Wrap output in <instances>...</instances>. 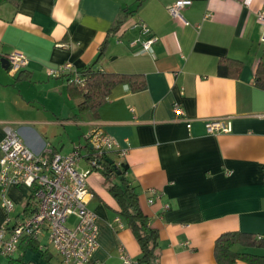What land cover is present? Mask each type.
Instances as JSON below:
<instances>
[{
	"label": "crops",
	"instance_id": "0c3cea01",
	"mask_svg": "<svg viewBox=\"0 0 264 264\" xmlns=\"http://www.w3.org/2000/svg\"><path fill=\"white\" fill-rule=\"evenodd\" d=\"M175 1L0 0V142L9 129L35 153L79 150L83 171L86 135L99 126L118 145L106 159L127 166L140 210L158 232L159 264H217L214 245L225 233L251 235L234 249L264 257V91L255 86L264 63V0H189L181 11L189 26L170 17ZM139 24L156 39L149 53L132 45L146 38ZM12 52L28 60L14 75L6 60ZM65 63L136 75L143 88L118 83L82 110V96L46 73ZM212 119L229 120L231 131L208 134L204 122ZM86 181V207L98 226L93 261L125 264V254L138 264L139 246L108 182L101 172ZM6 196L15 208L6 215L0 207V227L29 212L27 188L11 187ZM75 224L73 217L66 223ZM60 261L46 235L0 255V264Z\"/></svg>",
	"mask_w": 264,
	"mask_h": 264
},
{
	"label": "built area",
	"instance_id": "2783aa9c",
	"mask_svg": "<svg viewBox=\"0 0 264 264\" xmlns=\"http://www.w3.org/2000/svg\"><path fill=\"white\" fill-rule=\"evenodd\" d=\"M191 4L189 0H177L168 9L170 17L179 20L184 26L181 11ZM258 19L263 24L264 16ZM140 33L146 38L134 40L132 45L139 43L141 52L149 53L156 39L149 35L145 25L139 24ZM9 73L14 75L25 69L27 58L20 52H12L7 58ZM71 64L65 63L56 69L47 70L50 77L67 74L68 82L83 85V78ZM190 125H187L189 128ZM205 130L210 135L229 133L231 123L227 119H212L204 122ZM89 147L87 156L88 168L79 171L82 156L79 150L67 155H59L44 150L41 153L31 151L21 140L17 132L7 130L0 142V207L6 215L14 211V203L6 192L11 187H24L30 192L28 200L29 212L14 226L9 219L0 227V255L11 257L24 239L37 240L47 236L50 246L61 259L60 264H101L93 261L98 247V226L96 216L87 209V201L91 197L86 179L91 172H99L104 165V156L118 148L114 138L107 135L99 126H94L86 135ZM123 156V153H120ZM154 192V191H152ZM152 203L153 200L148 201ZM73 217L76 224L72 228L66 225ZM115 222L121 226L117 218ZM40 250L46 251V246ZM125 264H130L128 256L122 254Z\"/></svg>",
	"mask_w": 264,
	"mask_h": 264
},
{
	"label": "trees",
	"instance_id": "16d2710c",
	"mask_svg": "<svg viewBox=\"0 0 264 264\" xmlns=\"http://www.w3.org/2000/svg\"><path fill=\"white\" fill-rule=\"evenodd\" d=\"M223 68L226 69V67ZM223 68L220 67V74ZM77 71L83 78V85H74L69 83L67 77L70 75L68 76L67 74H64L60 77L66 80V83L71 91L77 92L82 96V110L95 108V105L106 99L109 89L118 83L127 82L130 84L132 81L136 80V87H134V89L141 90L143 88L140 77L138 78L136 75L126 76L96 72L92 70V66L79 69ZM255 79V86L264 91V63L258 66ZM106 155L103 158V161L104 163L106 162V164L102 167V169L97 171L101 172L108 182V192L119 206V215L125 220V223L132 232L139 246L140 254L137 257V263L159 264V255L157 253L159 248L158 232L150 226L149 219L140 210L136 188L129 185V181L126 177L128 168L124 164L117 165L118 170L120 171V176H117V178L120 183L111 184L110 176L115 175L112 170V166L115 164L113 162L112 164H109L111 161L106 159ZM26 205L28 206V202ZM250 239L251 235L244 233L222 234L216 240L214 245V258L216 263L234 264L237 261H241L245 264H263L264 257L238 252L234 249L236 245L246 246V242Z\"/></svg>",
	"mask_w": 264,
	"mask_h": 264
},
{
	"label": "water",
	"instance_id": "95a60500",
	"mask_svg": "<svg viewBox=\"0 0 264 264\" xmlns=\"http://www.w3.org/2000/svg\"><path fill=\"white\" fill-rule=\"evenodd\" d=\"M7 63V62H6ZM106 164V162L104 163V165ZM109 164H112V162H109ZM104 165H102L103 167H104ZM112 170L114 171V173H115V175L116 176H120V171L118 170V167H117V165H113L112 166ZM121 180H122V178H121Z\"/></svg>",
	"mask_w": 264,
	"mask_h": 264
},
{
	"label": "rangeland",
	"instance_id": "374dc122",
	"mask_svg": "<svg viewBox=\"0 0 264 264\" xmlns=\"http://www.w3.org/2000/svg\"><path fill=\"white\" fill-rule=\"evenodd\" d=\"M87 180V179H86ZM87 182V181H86ZM0 201H1V196H0ZM51 248V247H50ZM51 250H52V248H51Z\"/></svg>",
	"mask_w": 264,
	"mask_h": 264
},
{
	"label": "bare ground",
	"instance_id": "6f19581e",
	"mask_svg": "<svg viewBox=\"0 0 264 264\" xmlns=\"http://www.w3.org/2000/svg\"><path fill=\"white\" fill-rule=\"evenodd\" d=\"M129 259V258H128ZM130 261V260H129ZM130 264H132L131 262H130Z\"/></svg>",
	"mask_w": 264,
	"mask_h": 264
}]
</instances>
